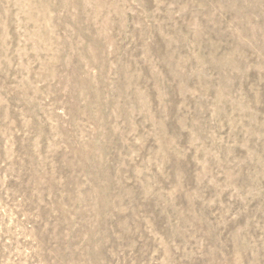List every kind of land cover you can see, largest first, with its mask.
<instances>
[{
  "label": "rangeland",
  "instance_id": "374dc122",
  "mask_svg": "<svg viewBox=\"0 0 264 264\" xmlns=\"http://www.w3.org/2000/svg\"><path fill=\"white\" fill-rule=\"evenodd\" d=\"M0 264H264V0H0Z\"/></svg>",
  "mask_w": 264,
  "mask_h": 264
}]
</instances>
